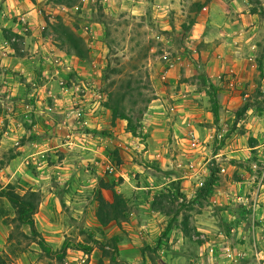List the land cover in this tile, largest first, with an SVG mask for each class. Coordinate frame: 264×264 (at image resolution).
<instances>
[{"label": "rangeland", "instance_id": "374dc122", "mask_svg": "<svg viewBox=\"0 0 264 264\" xmlns=\"http://www.w3.org/2000/svg\"><path fill=\"white\" fill-rule=\"evenodd\" d=\"M44 4L42 46L0 32V264H264V0Z\"/></svg>", "mask_w": 264, "mask_h": 264}, {"label": "crops", "instance_id": "0c3cea01", "mask_svg": "<svg viewBox=\"0 0 264 264\" xmlns=\"http://www.w3.org/2000/svg\"><path fill=\"white\" fill-rule=\"evenodd\" d=\"M45 0H3L0 3V32L3 29L12 30L15 34L23 36L35 42L34 46H38V43L43 44L46 38H43L40 34V30L44 29V25L47 24V20L43 17L45 12ZM28 32V33H27ZM38 40V41H37ZM38 42V43H37ZM7 52L13 54L12 57L15 62L14 64L17 70L22 72L29 71V64L31 61L28 56L16 55L15 47L11 46V43L3 36H0V58L3 59L1 62L2 71H7L8 61ZM32 58V57H30ZM43 58L46 59L44 56ZM4 82H0L3 84ZM10 84V82H5ZM1 88V85H0ZM3 89L6 86H2Z\"/></svg>", "mask_w": 264, "mask_h": 264}, {"label": "trees", "instance_id": "16d2710c", "mask_svg": "<svg viewBox=\"0 0 264 264\" xmlns=\"http://www.w3.org/2000/svg\"><path fill=\"white\" fill-rule=\"evenodd\" d=\"M59 1L61 2L62 5H65L66 7H71L72 5H74L76 0H59ZM55 32L57 31L55 30ZM108 98L109 100L106 106L112 110L115 116H118L123 120H126L128 123L129 131L136 136L137 128L134 122L132 121V119L128 117V115L122 109H120L119 105H122L121 102L116 101L115 97H113L112 94H110ZM248 106L249 105L244 106L239 116H243L249 110ZM217 110L218 109L216 108L215 114H217ZM3 194H4L3 196L6 197L9 203L12 205L15 211V220L18 222V224L27 226L31 230L33 237L35 239H38L40 235L37 232L36 224L34 220V216L37 213V210L40 205L38 193L31 191V192H27L24 195H20L12 190H9L3 192ZM110 214L114 219H117L118 217L121 216V214H119L117 207H115V209H111ZM38 244L40 245L41 248H43L47 252H50V248L47 247V245L43 240L40 239ZM77 246H78V250L84 252L85 254H89L92 250L90 247H84L81 244H78ZM115 248L116 245L114 246V249ZM65 251H66V246H63L62 252L64 253Z\"/></svg>", "mask_w": 264, "mask_h": 264}, {"label": "built area", "instance_id": "2783aa9c", "mask_svg": "<svg viewBox=\"0 0 264 264\" xmlns=\"http://www.w3.org/2000/svg\"><path fill=\"white\" fill-rule=\"evenodd\" d=\"M168 74V72H166Z\"/></svg>", "mask_w": 264, "mask_h": 264}]
</instances>
